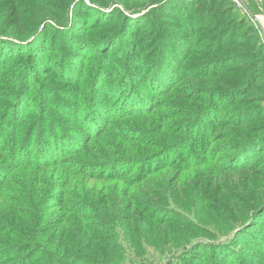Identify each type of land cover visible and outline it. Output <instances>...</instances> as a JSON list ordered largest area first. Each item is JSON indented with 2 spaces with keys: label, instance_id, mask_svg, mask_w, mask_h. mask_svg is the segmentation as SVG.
I'll return each instance as SVG.
<instances>
[{
  "label": "rangeland",
  "instance_id": "rangeland-1",
  "mask_svg": "<svg viewBox=\"0 0 264 264\" xmlns=\"http://www.w3.org/2000/svg\"><path fill=\"white\" fill-rule=\"evenodd\" d=\"M243 2L75 0L37 30L0 11V258L100 264L103 214L119 264H264V0Z\"/></svg>",
  "mask_w": 264,
  "mask_h": 264
},
{
  "label": "trees",
  "instance_id": "trees-1",
  "mask_svg": "<svg viewBox=\"0 0 264 264\" xmlns=\"http://www.w3.org/2000/svg\"><path fill=\"white\" fill-rule=\"evenodd\" d=\"M1 1H2V4H0L1 5L0 11H4L6 8H8L6 11V15L4 16V18L2 20V25H6L9 23L10 27H13L14 25H16L18 23L19 16L21 15V13H24L25 15H30L29 19H30L31 26L35 27V30H37L41 25H43L46 22V19H48L49 17H53L50 14L52 11H54L56 9H68V7L75 0H68V2H62L60 0H1ZM107 4L108 3H106L105 5H107ZM163 7H165V6H158L157 11H161L163 9ZM119 16L121 18L124 17V15L121 11L119 12ZM121 21H122V19H121ZM106 26L118 29V22L114 18H113V20L111 18V21H109L106 24ZM80 35L79 34L75 35L76 37H74L73 40H68V42L71 44H77V43H79V41L81 39H82V41H84V39L81 38ZM99 41H101V39L98 40L97 42H99ZM257 41H260L259 36L257 37ZM134 53H136L135 50H134ZM35 64H34V67H35ZM33 70H34V68H32V72H33ZM222 84L227 86L231 91H235L233 89H236V88L241 89V86L244 85V83L242 84V81H238V82L233 81L232 83L222 82ZM12 85L13 84H11V86ZM111 99H113V98H111ZM131 99L132 98H126L125 103L127 101H130ZM97 102H98V99H96L94 103H97ZM94 106L97 108V109H95V107H94L95 111L97 112L98 106H96V104H94ZM97 115H98L97 118L99 120L98 123L95 124V126H93V125L87 126V130L91 131L90 136L95 135V132H92L93 129H95V131H98V130H100V126L102 125L101 119L104 116H102L99 112ZM77 119H79V118H77ZM100 132H101V130H100ZM92 189L93 188L89 189L86 192H83L82 196L84 198H82V199L90 200L92 198V194H91ZM135 191H139V190L135 189ZM254 209L258 210V211H264V201L257 203L255 205ZM96 217L102 219V221L99 224L101 227V230L97 231V233H98L97 236H93V233H91V234L89 233V235L91 237H93V239H96L97 243L99 242V245H101L103 247L99 250V251H101V253H97V255L102 256V262L100 264H117V263L119 264L120 263L119 259L124 257V256H129V253H127L121 247L119 249H110L108 244L103 243L105 245V247H104L100 242L101 239L103 241V237L105 235H110L112 233H115V231H117V228H116L115 224L112 223V221L111 222L108 220L105 221L103 214H99ZM139 219H140V217H139L138 212H135L133 214V216L129 219L131 222L129 221L128 223H132L134 226L133 221H135V224H136V222ZM140 222H141V220H140ZM140 226L144 227V229H142ZM140 226H137V227H140L142 229L141 231L143 233H146V234H148L149 231L151 229H153V227H154L153 223L150 222L149 220L147 222H141ZM81 230L83 232H87L88 231L87 224H83V227L81 228ZM6 231L7 230H3V233H5ZM123 231H124L125 236L129 235V237H131L130 233L133 230L128 228V227H123ZM83 237L87 238V235L85 234ZM167 244H168V242H167ZM162 246H164V244H162ZM16 249H19V251L12 254V255H16V257H14V258H12V256H9V258L2 257V258H0V264H31L32 262H36L37 264H78V261L72 260V257L74 255H77L80 252L81 246L76 244L71 249H69V247L67 246L63 250L61 249V250L57 251V250H55V247L51 244H47V246L45 248H38L37 245L33 244V245H28V246L22 247V248H21V246H17ZM95 250L98 251L97 246H95ZM23 252H26V253L24 255L20 256V254Z\"/></svg>",
  "mask_w": 264,
  "mask_h": 264
},
{
  "label": "built area",
  "instance_id": "built-area-1",
  "mask_svg": "<svg viewBox=\"0 0 264 264\" xmlns=\"http://www.w3.org/2000/svg\"><path fill=\"white\" fill-rule=\"evenodd\" d=\"M234 1L237 2L241 6L244 3L243 0H234ZM257 23H258V27L261 30V32L264 33V16H257Z\"/></svg>",
  "mask_w": 264,
  "mask_h": 264
}]
</instances>
